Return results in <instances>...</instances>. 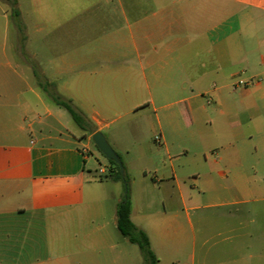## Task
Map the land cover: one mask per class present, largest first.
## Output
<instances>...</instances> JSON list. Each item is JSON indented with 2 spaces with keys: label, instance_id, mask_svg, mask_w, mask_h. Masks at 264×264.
Returning a JSON list of instances; mask_svg holds the SVG:
<instances>
[{
  "label": "crops",
  "instance_id": "1",
  "mask_svg": "<svg viewBox=\"0 0 264 264\" xmlns=\"http://www.w3.org/2000/svg\"><path fill=\"white\" fill-rule=\"evenodd\" d=\"M0 3L7 25L8 12L17 10L22 18L27 1ZM29 4L28 12L36 20L35 37L27 44L36 48L25 49L18 59L13 52L0 50V264H128L125 245L112 239L103 181L92 176L88 166L92 157L99 160L90 143L99 131L118 152L119 136L143 139L144 111L168 106L180 109L186 125H198L203 145L218 150L219 158L211 160L209 151L201 153L196 162L203 173L181 176L192 160H186L184 148L180 156L172 157V143L159 123L155 142L163 145L170 163L164 167L165 176L155 179L162 185L152 187L164 190L168 200L177 196L179 209L169 211L163 200V209L151 214L139 201L136 209L131 203V219L148 234L158 264L163 257L169 263L171 236H187L182 213L192 222L190 211L218 208L235 209L228 221L236 234L230 249L236 259L218 264H264V241L255 248L246 239L260 233L253 204L264 201V196L255 195L262 193L251 182L255 167L242 163L239 150L226 152L222 145L245 133L243 128L250 139L264 135V0H29ZM238 34L245 37L249 65L245 79L243 71L224 62L226 57L235 59ZM35 71L95 130L78 127L84 131L85 144L71 141L69 112L48 100ZM136 115H141L137 122ZM214 119L220 123L217 127ZM116 120H124L129 129L107 137L104 132ZM176 160L180 165L173 163ZM220 166L226 171L217 174L226 182L228 197L216 182ZM145 184L144 190L152 189ZM189 186L207 192L210 202L193 203ZM242 209L249 215H241ZM116 210L117 206L111 214L115 228ZM248 218L250 224L245 225ZM100 220L103 223L98 224ZM197 221L207 236L208 218L199 215ZM187 241L176 249H185ZM203 253L199 264H215L208 261L210 249ZM254 253L259 254L257 261Z\"/></svg>",
  "mask_w": 264,
  "mask_h": 264
},
{
  "label": "rangeland",
  "instance_id": "2",
  "mask_svg": "<svg viewBox=\"0 0 264 264\" xmlns=\"http://www.w3.org/2000/svg\"><path fill=\"white\" fill-rule=\"evenodd\" d=\"M23 7L25 10L21 16L16 17L12 12H8L10 18L9 23L5 25V19L3 18L4 13L0 9V50H5L7 54L14 53L15 59L20 58V54H24L25 49L34 50L36 48L34 44H27V40L31 37H35V28L33 27L36 20V15L28 12L30 4ZM0 6L2 4L0 3ZM1 8V7H0ZM10 8V7H9ZM23 39L25 40H22ZM236 39V56L235 59L225 58V63H230L234 66L232 68L234 71H243L242 79L246 77V71H248V63L246 62V48H245V37L237 35L234 37ZM25 41V42H24ZM32 64H34L32 62ZM261 68V67H260ZM48 100L55 104L51 97L47 94ZM213 105L208 106L207 110L211 111ZM142 116H145L147 125L144 129V136L142 140H137L134 138L133 134L128 135L127 138L124 136H119V144L122 149L117 150L118 155L121 157V161L124 166V175L127 182L124 181H113L112 179L103 180V192L102 194L106 197V215L108 216L110 228L112 231V239L119 244H124L127 250V263L128 264H145L143 255L137 245L129 243L113 225L111 220V214L116 208L118 202L124 199L126 193V187L129 189V197L131 203L136 209L138 201L139 206L142 207L147 213H156L163 209V200H165L166 207H169V211L179 209L177 196L175 198L166 196L164 190H155L152 184L162 185L161 182L156 181L157 178H163L164 167L169 165L170 160H168L165 153L164 147L161 144L155 142L156 137H160V127L162 128L172 143L171 155L173 158L180 156L182 149L187 150L188 158L186 160H192V163H187L183 170L181 176L194 177L203 173L200 167V163L196 162L202 157L201 153L210 154L211 160L218 159V150L214 148H206L202 141L200 140L198 125L196 123L192 125H186L182 115L180 114V109L176 106H168L167 108H159L156 112L153 109L144 111ZM141 115H136V121H139ZM68 127L71 130V136L69 138L74 143L82 142L86 143L84 131L78 129L73 118L68 115ZM213 117V115H209ZM205 121V118L202 120ZM220 123L214 119L213 125L217 127ZM134 127V125L132 126ZM61 128V127H60ZM38 129V126H35ZM65 133H68L64 127L61 128ZM128 126L125 125L124 120H116L110 122V128L104 132L108 137L110 134L119 135V133L128 130ZM242 129L239 128L240 131ZM245 133H239L236 138L226 139L222 141V145H226L223 149L226 152L234 151L235 149L241 152V160L245 165H252L255 169L250 173L252 185L257 191H261L264 196V135L259 137L255 136L252 139L248 137V132L246 128H243ZM73 134V135H72ZM70 135V133H69ZM58 143V142H56ZM232 143V145H229ZM92 151L96 154L97 158L92 157L89 168L92 169V176H99L100 169L107 170L109 173L110 162L109 160L99 151L97 146L93 141L90 143ZM235 148V149H234ZM176 166L180 165L177 160L173 162ZM225 172L224 167H218L215 172L216 182L219 191L223 193V196L228 197L227 191L224 187L226 182H224L219 175L218 171ZM227 173V172H226ZM167 175V174H166ZM229 175V174H227ZM99 179V178H98ZM145 183H148L151 190L145 189ZM191 182H188V185ZM190 188V186H189ZM193 203L197 205H205L210 202V196L203 192H200L199 188H190ZM191 205H188L190 207ZM253 210L255 211L254 218L257 220V225L260 227V233L263 235L260 237V233H254L253 238L247 237V244L253 245L255 248L260 246V242L264 241V201H260L253 204ZM243 210V209H242ZM249 215V212L243 210L241 215L245 213ZM235 213V209L230 208H218L209 209L203 211H190L191 221L188 219L186 213H182L181 224L186 230V237L180 238L178 236H171L169 239V263L166 258L163 257L161 264H199L203 251L211 250L210 253V263H228L236 259V254L230 252L233 242L235 240V233L230 231V222L228 221ZM199 215H205L208 218L206 229L209 231L208 235L205 236L201 233L202 227L199 225L197 218ZM238 215V214H237ZM245 225L250 224V220H243ZM103 223L102 220L98 221V224ZM256 225V226H257ZM256 230V228H255ZM188 240V241H187ZM195 240V245L193 241ZM187 241L183 246L185 249H176L181 243ZM264 247V246H263ZM194 254V259H191V255ZM240 255V254H238ZM242 255V254H241ZM249 255V254H243ZM254 261H257L259 254L254 253ZM264 255V253H263ZM250 260V259H248Z\"/></svg>",
  "mask_w": 264,
  "mask_h": 264
},
{
  "label": "trees",
  "instance_id": "3",
  "mask_svg": "<svg viewBox=\"0 0 264 264\" xmlns=\"http://www.w3.org/2000/svg\"><path fill=\"white\" fill-rule=\"evenodd\" d=\"M13 14L16 17L20 16L19 11L17 10H14ZM35 76L37 77L41 88H43L47 92V94L51 97L54 103L66 109L75 121V123L81 129L91 131L92 133L95 132V130H92L91 125L87 121V119L80 112H78L68 100H65L57 92H55V90L53 89V84L39 77L36 71ZM109 162V173L106 175H99L97 177L101 181L106 179H112L113 181H124L126 183L127 179L125 175L124 177L121 176L119 165L111 160H109ZM131 212L132 204L129 197V189L127 186L124 199L117 205V229L120 234L129 241V243L137 245L139 247L143 255L145 264H158L159 259L152 249L148 234L143 229L137 227L134 224L131 219Z\"/></svg>",
  "mask_w": 264,
  "mask_h": 264
},
{
  "label": "water",
  "instance_id": "4",
  "mask_svg": "<svg viewBox=\"0 0 264 264\" xmlns=\"http://www.w3.org/2000/svg\"><path fill=\"white\" fill-rule=\"evenodd\" d=\"M95 145L97 148L100 150V152L108 159L111 161H114L117 163L120 167V173L121 176L124 177V166L123 163L117 154V152L111 147L103 133L101 132H96L93 137H92Z\"/></svg>",
  "mask_w": 264,
  "mask_h": 264
},
{
  "label": "built area",
  "instance_id": "5",
  "mask_svg": "<svg viewBox=\"0 0 264 264\" xmlns=\"http://www.w3.org/2000/svg\"><path fill=\"white\" fill-rule=\"evenodd\" d=\"M239 84L240 85H245V82L244 81H239ZM107 170H105V169H100V171H99V173H100V175H106L107 174Z\"/></svg>",
  "mask_w": 264,
  "mask_h": 264
}]
</instances>
